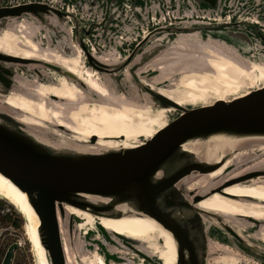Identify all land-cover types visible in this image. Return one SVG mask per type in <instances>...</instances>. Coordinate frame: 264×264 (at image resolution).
I'll return each instance as SVG.
<instances>
[{
	"label": "water",
	"instance_id": "obj_1",
	"mask_svg": "<svg viewBox=\"0 0 264 264\" xmlns=\"http://www.w3.org/2000/svg\"><path fill=\"white\" fill-rule=\"evenodd\" d=\"M246 9L264 16V0H0V33L10 23L26 18L38 27L33 39L39 46H48L67 56H72L78 46L88 66L116 85L121 83L119 74H127L146 91L149 104L171 107L179 112L165 127L136 146L95 151L72 147L65 143L71 141V137L21 122L17 118L18 111L7 103L5 96L17 87L15 80L18 70L25 69L23 65L32 66L38 77L44 75L48 81L51 75L47 69L73 79L83 88L84 84L49 61L0 51V173L25 193L37 214L39 240L50 264H66L59 218L63 222L68 220L69 230L79 220L67 214L66 206L77 207L97 217L147 215L171 233L176 247L175 264H207L208 225L215 223L210 220L214 216L195 204L213 191L196 193L189 184L198 175L219 167L238 148L229 150L217 161L208 162L185 149L184 144L211 138L264 140V86L230 100L218 99L210 105L190 107L149 87L141 79V69L170 49L165 43L155 42L156 36L164 32L173 36L203 29L220 34V40L252 48L250 28L262 39L258 34L260 27L255 25L257 29H254L252 23L212 22L204 28L178 22L187 12L192 14L189 19H196L204 11L210 10L212 14L209 15H226L229 11L234 16L240 10L248 12ZM158 21L170 23L161 25ZM258 44L264 45V41L258 40ZM93 50L102 59L96 58ZM180 51L182 54L191 52ZM104 54L115 59L106 60ZM35 64L43 71L35 68ZM151 68L145 76L147 79H152L159 71L157 67ZM165 82L168 81H161ZM260 173H264V168L250 172L251 175ZM231 183L233 181L218 186ZM120 205L126 208L121 210ZM218 226L242 246L259 249L255 252L260 253L263 258L259 261L264 263L262 244L253 242L255 245H250L230 227ZM95 227L101 233L98 248L105 264L110 261L128 264V257L117 249L134 250L133 245H139L140 241L106 229L99 221ZM90 234L92 231L83 236L84 246L94 251L95 247L88 240ZM109 245L114 248L110 249ZM136 251L149 259L145 252ZM9 257L6 253L1 264H8Z\"/></svg>",
	"mask_w": 264,
	"mask_h": 264
},
{
	"label": "bare ground",
	"instance_id": "obj_2",
	"mask_svg": "<svg viewBox=\"0 0 264 264\" xmlns=\"http://www.w3.org/2000/svg\"><path fill=\"white\" fill-rule=\"evenodd\" d=\"M242 11L233 16L229 11L226 15H209L212 14L209 10L202 12L203 15L196 19H189L192 14L187 12L178 22L189 26L202 25L204 28L212 22L243 21L248 25L254 24V29L256 26L260 27L258 34L262 39L252 33L250 28L251 40L254 42L252 48L220 40L219 35H214L215 32L210 33L203 29L173 36L164 32L156 36L155 42L165 43L168 48L176 50L177 55L174 61L162 64L161 59L167 57L166 49L150 62L149 66H154L157 62L159 74L149 82V87L183 106L194 107L210 105L218 99L230 100L264 86V50L259 51L261 46L258 44V40L264 41V16L255 10ZM168 23L170 22L159 24ZM37 28V25L26 18L18 23H10L0 33V51L27 59H43L59 65L75 75L84 84V88L73 79L49 69L46 70L51 75L48 82L28 81L18 76L17 87L10 90L5 99L18 111L17 118L21 122L37 128L47 127L45 124L53 122L54 125L71 132L74 141L66 140V144L84 151H95L108 147L139 145L165 127L179 113L171 107L137 103L121 94H113L102 81L100 74L86 65L84 54L78 46L72 56L64 55L48 46L41 47L33 39ZM39 33L43 35L42 32ZM180 49L197 54H182L183 52L179 53ZM103 57L106 60L110 57L115 59L111 55ZM163 80L169 83L155 86V83ZM53 131L61 135L58 129ZM184 148L208 162L217 161L229 150L238 148L219 167L191 180L189 188L198 189L201 193H208V189L214 188L213 192L195 205L212 214L214 217L210 218L211 221L230 227L240 236L249 237V228L244 229L247 224H260L258 230L249 238L260 240V244L264 246V173L250 174L252 170L264 168V157L239 171L232 177L233 183L221 188L217 187L218 183H212L221 178L235 163L249 159L257 152L264 154V140L211 138L207 141L187 142ZM0 197L14 205L25 218L24 229L36 256L35 264H50L39 240L37 214L25 193L1 173ZM118 208L124 210L126 207L120 205ZM65 210L70 216L74 215L79 219L74 222V229H78L83 236L92 231L88 240L95 247L94 251L87 250L85 246L77 251L82 241L77 239L74 245L71 236L66 233L65 222L59 218L66 264H105L103 254L98 248L101 233L95 227L97 221L106 229L140 241L139 245H133L134 250L117 249L128 257V264H175L176 247L171 233L147 215L107 218L97 217L73 206H66ZM208 227L211 247L210 233L213 227ZM219 231L216 230L217 233H223L220 229ZM136 249L148 254L149 259L139 255ZM249 261L237 250L227 247L218 256L208 259L207 264H250ZM110 264L115 263L110 261ZM251 264L264 263L256 259Z\"/></svg>",
	"mask_w": 264,
	"mask_h": 264
},
{
	"label": "rangeland",
	"instance_id": "obj_3",
	"mask_svg": "<svg viewBox=\"0 0 264 264\" xmlns=\"http://www.w3.org/2000/svg\"><path fill=\"white\" fill-rule=\"evenodd\" d=\"M214 35H220V34L214 33ZM262 45H261L259 51H263L262 49H264V45L263 46ZM105 51L106 50H103V52H105ZM179 52H183V51H179ZM93 53H94L93 55H95L96 58L102 59L101 56L99 55V53H96L94 50H93ZM189 53L192 54V52H189ZM105 54H106V52H105ZM176 55H177L176 50L169 49L167 51V57L164 60L161 59L162 64H164L166 62L169 63V62L174 61L176 58ZM109 61H114V60L110 59ZM86 65L88 66L87 63H86ZM23 66L25 68L24 70L23 69L18 70V75L22 79L28 80V81L38 80V81L48 82V79H46V77L44 75H41V77H38L37 73L32 71V69H31L32 66H30V65H23ZM157 66H158V64H157V62H155L154 66L148 65V67L141 69V72H142L141 73V79L146 84H149V82H151L152 79L159 74V71H158L157 74H155V75H153V77H151L152 79H147L145 76L147 75L148 68L152 67L151 69H155ZM34 67L39 69L40 72L43 71V68L40 67L39 65L35 64ZM99 74H100V77H102V81L107 85V87L110 89V91L113 94H121L123 96H128L129 97L128 99L133 100L134 102H137V103L149 104L148 95H147L146 91L143 88H141L140 86H138L133 81V79H131V77L129 75L126 74L127 76H125V75L122 76L121 74H119V77H122V78H120L121 83L119 85H116L114 81H112L109 77H106V75H104L103 73H99ZM16 83L18 84L17 81H16ZM160 83L161 82L155 83V86L156 87L157 86H164L165 84H168L169 82H165L164 84H162V83L160 84ZM45 125H47V128L52 129V130L57 128L53 122H48ZM58 130L62 135L67 136V137H71L70 132H66L62 129H58ZM230 155H228V156H230ZM262 157H264V154L262 152H257L256 154H254L249 159L235 163L234 165H232L229 168V170L221 178L216 179L212 183H216V184L218 183L219 186H222L225 183H228V182L234 180V179H232V177H234L239 171L246 168L251 163L261 159ZM205 174L206 173H203L201 175H205ZM201 175H198V176H201ZM218 185H217V187H218ZM192 189H194V188H192ZM210 190L214 191V188H211ZM198 191H199L198 189H195L196 193H199ZM0 199H2V198L0 197ZM4 201L6 202L7 205L1 209V216H0V264L2 263V260H3L6 253L10 254L8 264H35L36 263V256L34 254V251L32 250V244L28 240L27 234H26L25 229H24L25 218L22 216V214L18 211V209L14 205H12L10 202H8L6 200H4ZM11 213H13V214H11ZM16 221H18L19 226H15ZM209 225L212 226L213 228H212V233H210L212 246L210 247L208 245V251H209L208 259H211V258L218 256L219 253L221 252V250H223V248H227V247H230L233 250H237L238 253L244 255L248 261L250 260L249 261L250 264L253 263L254 261H256L257 258H258V260L260 258H263V257H261L260 253L255 252V251L259 250V249L257 250L256 247H254V246L253 247L252 246L251 247L250 246L244 247V246H242V243H240L236 238L232 237L227 231L223 230L221 227H219L215 223H209ZM259 225L260 224H257V225L253 224L251 226H249V224L246 225V227L244 229L247 230V228H249L247 230L249 232L248 235L250 234L249 237H252L254 235V233L258 230ZM65 226H66V233L71 236L72 243L74 245H75V242L77 239L79 241H82V243L80 244V248L79 249L76 248L77 251L78 250L80 251L82 248H84V244L86 242L85 237H83V235L80 233V231L78 229H74V226H73L72 230H69L67 219H65ZM219 229H222L221 231L223 233H217L216 230L219 231ZM245 233H247V232H245ZM241 237L245 240V242H248L250 245H255L256 243L257 244L260 243V240L254 238V237H253L254 239L249 238L248 236L246 237L245 235H242ZM253 242H255V244ZM109 246L113 247V245H109ZM87 250H90V249H87Z\"/></svg>",
	"mask_w": 264,
	"mask_h": 264
},
{
	"label": "trees",
	"instance_id": "obj_4",
	"mask_svg": "<svg viewBox=\"0 0 264 264\" xmlns=\"http://www.w3.org/2000/svg\"><path fill=\"white\" fill-rule=\"evenodd\" d=\"M6 205H7L6 202L3 199H0V216H1V209L4 208V206ZM15 226H19L18 221L15 222Z\"/></svg>",
	"mask_w": 264,
	"mask_h": 264
}]
</instances>
